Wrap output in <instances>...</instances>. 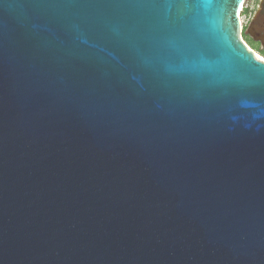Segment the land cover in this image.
Here are the masks:
<instances>
[{"label":"water","instance_id":"water-1","mask_svg":"<svg viewBox=\"0 0 264 264\" xmlns=\"http://www.w3.org/2000/svg\"><path fill=\"white\" fill-rule=\"evenodd\" d=\"M243 3L0 0V264H264Z\"/></svg>","mask_w":264,"mask_h":264},{"label":"flooded vegetation","instance_id":"flooded-vegetation-1","mask_svg":"<svg viewBox=\"0 0 264 264\" xmlns=\"http://www.w3.org/2000/svg\"><path fill=\"white\" fill-rule=\"evenodd\" d=\"M242 36L264 54V0H244L241 6Z\"/></svg>","mask_w":264,"mask_h":264},{"label":"rangeland","instance_id":"rangeland-1","mask_svg":"<svg viewBox=\"0 0 264 264\" xmlns=\"http://www.w3.org/2000/svg\"><path fill=\"white\" fill-rule=\"evenodd\" d=\"M244 40L247 42V44L256 52L258 57L264 58V54L261 51V49H259L256 45H254L253 43H251L250 41H247L245 38Z\"/></svg>","mask_w":264,"mask_h":264},{"label":"bare ground","instance_id":"bare-ground-1","mask_svg":"<svg viewBox=\"0 0 264 264\" xmlns=\"http://www.w3.org/2000/svg\"><path fill=\"white\" fill-rule=\"evenodd\" d=\"M260 59L264 60V58L259 57Z\"/></svg>","mask_w":264,"mask_h":264},{"label":"built area","instance_id":"built-area-1","mask_svg":"<svg viewBox=\"0 0 264 264\" xmlns=\"http://www.w3.org/2000/svg\"><path fill=\"white\" fill-rule=\"evenodd\" d=\"M240 10H241V8H240Z\"/></svg>","mask_w":264,"mask_h":264}]
</instances>
